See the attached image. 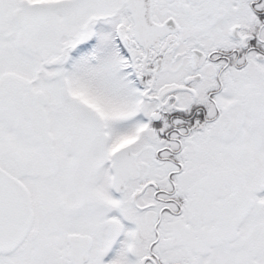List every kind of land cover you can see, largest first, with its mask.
Instances as JSON below:
<instances>
[{"label": "flooded vegetation", "instance_id": "flooded-vegetation-1", "mask_svg": "<svg viewBox=\"0 0 264 264\" xmlns=\"http://www.w3.org/2000/svg\"><path fill=\"white\" fill-rule=\"evenodd\" d=\"M0 8L20 13L26 54H0V94L20 70L26 128L3 167L34 213L0 264H264V166L249 154L264 140V0ZM70 74L101 93L120 79L140 126L122 139L95 100L44 85Z\"/></svg>", "mask_w": 264, "mask_h": 264}, {"label": "rangeland", "instance_id": "rangeland-1", "mask_svg": "<svg viewBox=\"0 0 264 264\" xmlns=\"http://www.w3.org/2000/svg\"><path fill=\"white\" fill-rule=\"evenodd\" d=\"M1 9V8H0ZM20 13L17 11H10L9 13L4 10H0V54L14 55L18 58H24L26 61V54L24 55L20 44L13 40L19 34ZM13 38V39H11ZM33 67H36V60L31 62ZM72 74V73H71ZM70 77L56 78L53 80H44V85L47 89L56 90L59 85L64 83L70 88L71 94L74 97L78 96L79 99L86 102L90 97L95 100L96 107L102 109L103 117L109 121L107 124L109 133H119L122 139H125L127 135L135 130L136 126H140L141 120L137 117V109L135 103L132 101L131 91H127V86L118 81L111 84V79L105 84L103 93L97 89L92 92L93 87H99L102 84L99 81H94L92 78L81 76L82 81H78V78ZM12 83L10 87L4 86L3 89L8 92L3 95L0 94V164L5 166L8 163L11 155L15 153V149L10 151V148L19 147L20 141L24 139L25 128V113L22 112L23 99L21 97L18 86L20 85V70L8 74ZM107 79V75L104 76ZM7 78V77H0ZM114 85L119 91L122 97L113 98L111 96L110 88ZM109 86V87H108ZM12 88V91L8 89ZM74 99V98H73ZM134 108L135 113L131 114L130 109ZM252 137V136H251ZM120 140V139H119ZM251 141V140H250ZM250 143V142H249ZM20 148V147H19ZM251 164L257 167L264 166V140L253 138L252 148L249 151ZM12 159V158H11ZM254 168V169H255ZM253 178L258 179V174L253 173ZM255 208H253L254 210ZM242 225L243 228L246 225ZM259 221H254L250 230L259 229ZM249 228V227H248Z\"/></svg>", "mask_w": 264, "mask_h": 264}, {"label": "water", "instance_id": "water-1", "mask_svg": "<svg viewBox=\"0 0 264 264\" xmlns=\"http://www.w3.org/2000/svg\"><path fill=\"white\" fill-rule=\"evenodd\" d=\"M33 219L27 188L0 165V251L20 242L30 230Z\"/></svg>", "mask_w": 264, "mask_h": 264}]
</instances>
